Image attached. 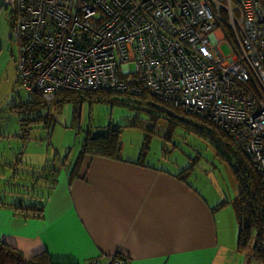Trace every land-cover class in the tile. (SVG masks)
Returning <instances> with one entry per match:
<instances>
[{
    "label": "built area",
    "instance_id": "built-area-1",
    "mask_svg": "<svg viewBox=\"0 0 264 264\" xmlns=\"http://www.w3.org/2000/svg\"><path fill=\"white\" fill-rule=\"evenodd\" d=\"M7 7L25 90L47 103L62 90L146 93L210 122L250 160L264 199L259 0H13Z\"/></svg>",
    "mask_w": 264,
    "mask_h": 264
},
{
    "label": "crops",
    "instance_id": "crops-1",
    "mask_svg": "<svg viewBox=\"0 0 264 264\" xmlns=\"http://www.w3.org/2000/svg\"><path fill=\"white\" fill-rule=\"evenodd\" d=\"M120 150L119 158L86 154L72 177L75 159L65 158L36 212L18 207L21 192L9 168L0 178L7 186L0 189V240L25 259L46 253L59 264H113L115 255L125 264H232L241 249L235 207L241 189L227 195L201 174L194 175L197 186L181 171L136 163L140 153ZM245 171L236 168L242 180L250 177ZM227 213L229 223L221 219Z\"/></svg>",
    "mask_w": 264,
    "mask_h": 264
},
{
    "label": "rangeland",
    "instance_id": "rangeland-1",
    "mask_svg": "<svg viewBox=\"0 0 264 264\" xmlns=\"http://www.w3.org/2000/svg\"><path fill=\"white\" fill-rule=\"evenodd\" d=\"M11 20L9 12H1L0 178L2 174H9V168L16 173L21 184L20 208L24 209L28 203L38 208L57 175L64 171L63 160L66 158L68 162L78 157L87 131L92 136H104L111 128L120 131L121 149L136 150L137 155L142 152L143 160L158 167L164 166L173 172L184 170L187 180L197 186L194 175L201 174L220 182L227 195H236L237 188L242 190L236 168L242 167L246 172L247 160L234 143L191 118L186 122L167 115L148 98L134 101L113 94L94 101L86 97L64 101L58 107L51 104L47 111L41 112L48 117L46 122L40 120L27 131L21 130L17 114L9 108L19 100H28L30 93L18 81V40L12 35ZM221 48L225 53L230 51L226 43ZM4 187L6 182L0 179V189ZM229 213L221 216L226 223H229ZM256 234V227L251 228L245 245L232 256V264H259L253 257Z\"/></svg>",
    "mask_w": 264,
    "mask_h": 264
},
{
    "label": "trees",
    "instance_id": "trees-1",
    "mask_svg": "<svg viewBox=\"0 0 264 264\" xmlns=\"http://www.w3.org/2000/svg\"><path fill=\"white\" fill-rule=\"evenodd\" d=\"M259 1L264 4V0H259ZM2 11H4V13L9 12L10 14L9 8H4ZM24 91L30 93L28 100L24 102L19 100L18 104H13L9 108L11 113L17 114L20 129L23 131H27L32 124L33 125L37 124L40 120H44L46 122L48 117L41 112L44 109H46L47 111L48 108L51 106V104H56V106L58 107L64 101H77V100H82L85 97L94 101L113 94L134 101L140 98H148L152 100L153 103L161 104L164 107L170 108L181 115L185 114L181 109L176 108L168 103H163L161 101L155 100L150 96H148L146 93H143L141 95H133L126 92H110V91L95 90V89L84 90V91L62 90L57 92L55 94V97L52 99V101L47 103L43 99H41L40 96L35 91H27L25 89ZM186 116L196 121L197 124H201L202 126H206L207 128H212L218 131L219 133H221L222 136L226 137L230 142H232L224 132L219 130L212 123L207 121H201L196 118H192L188 115ZM119 132L120 131L118 129L111 128L104 136H92L90 134V131H87L86 135L81 141V149L79 155L73 161L72 170L70 174L71 177L72 174L77 173L81 161L86 154L119 158L120 149H121V144L119 141ZM243 155L247 160V163L245 164L247 170L250 172V177H248L245 180L240 179L241 182L243 183V188L239 192V197L235 202V207L237 211V220L239 223V246L245 245L246 240L249 238L250 229L256 227L257 234H256V244L254 245V249H253V257L255 260L259 262V264H264V252H262L259 249V244L262 237L263 225H264V199L259 187V178L255 174V171L250 163V160L247 158V156L244 153ZM139 156H140V160H138L136 163H141V161L143 160L142 152H140ZM247 164L250 165V169ZM185 174L186 172L183 170L181 171L180 174H178V176L181 177L180 175H182V178H184ZM18 207H22V205L19 203ZM24 209L30 212H36L37 207L29 204L24 206ZM245 212L247 213L246 217L248 215L247 220L244 217ZM0 264H59V263L52 261L46 253H39L31 257L30 259H25L17 248L0 240Z\"/></svg>",
    "mask_w": 264,
    "mask_h": 264
},
{
    "label": "water",
    "instance_id": "water-1",
    "mask_svg": "<svg viewBox=\"0 0 264 264\" xmlns=\"http://www.w3.org/2000/svg\"><path fill=\"white\" fill-rule=\"evenodd\" d=\"M12 1H13V0H0V13L2 12V10H3L4 8H6V6H9V7H10L11 4H12ZM154 105H155L156 107H158V108L163 109L164 112H165L167 115H169V116L176 117V118H178V119H180V120H184V121H186V122H190V121H191V119H190L189 117H187V116H185V115H181V114H179V113L173 111V110L170 109V108L164 107V106L161 105V104L154 103ZM20 185H21V184H20V181H19V193L21 192V190H20Z\"/></svg>",
    "mask_w": 264,
    "mask_h": 264
},
{
    "label": "flooded vegetation",
    "instance_id": "flooded-vegetation-1",
    "mask_svg": "<svg viewBox=\"0 0 264 264\" xmlns=\"http://www.w3.org/2000/svg\"><path fill=\"white\" fill-rule=\"evenodd\" d=\"M7 8H8V7H7ZM0 48H1V47H0ZM18 79H19V76H18ZM19 82H20V80H19ZM17 162H18V163H17L18 165L21 164V162H20V160H19L18 158H17ZM16 167H17V166H16ZM19 181H20V180H18V181L16 182V187H15V188H16L17 190H19V186L17 187V184L19 185ZM43 185H46V184L44 183ZM20 190H21V185H20Z\"/></svg>",
    "mask_w": 264,
    "mask_h": 264
},
{
    "label": "bare ground",
    "instance_id": "bare-ground-1",
    "mask_svg": "<svg viewBox=\"0 0 264 264\" xmlns=\"http://www.w3.org/2000/svg\"><path fill=\"white\" fill-rule=\"evenodd\" d=\"M183 113H184V112H183ZM183 115H185V114H183ZM186 115H187V114H186ZM186 115H185V116H186ZM238 149H239V148H238Z\"/></svg>",
    "mask_w": 264,
    "mask_h": 264
}]
</instances>
